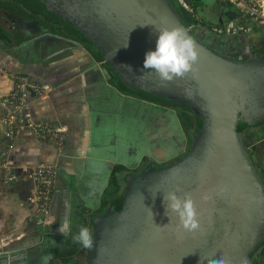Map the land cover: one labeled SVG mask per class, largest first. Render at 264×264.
<instances>
[{"label": "water", "instance_id": "1", "mask_svg": "<svg viewBox=\"0 0 264 264\" xmlns=\"http://www.w3.org/2000/svg\"><path fill=\"white\" fill-rule=\"evenodd\" d=\"M16 1L91 42L125 89L196 118L183 155L127 174L120 197L92 217L85 264H209L221 257L247 264L264 240V183L242 130L264 121V54L237 58L216 50L171 0ZM175 26L192 36L199 58L193 71L161 81L143 68L145 53L155 50L157 29ZM177 189L196 203L195 233L180 229L174 213L165 215L163 196Z\"/></svg>", "mask_w": 264, "mask_h": 264}, {"label": "crops", "instance_id": "2", "mask_svg": "<svg viewBox=\"0 0 264 264\" xmlns=\"http://www.w3.org/2000/svg\"><path fill=\"white\" fill-rule=\"evenodd\" d=\"M17 34L22 36L18 43L0 39V96L12 89L13 72L48 82L47 94L28 92L27 104L34 117L65 124L67 134L61 150L26 130L6 138L0 100V149L17 165L56 166L46 213L36 209L29 178L9 181L0 168V264L37 263L47 254L45 264L61 255L66 259L51 264H68L82 251L72 236L81 226L93 230L92 217L110 204L111 182L118 181L120 192L127 174L183 155L194 133L183 116L196 118L181 107L125 89L95 49L79 38L52 28ZM62 223L70 225L64 235L58 231Z\"/></svg>", "mask_w": 264, "mask_h": 264}, {"label": "built area", "instance_id": "3", "mask_svg": "<svg viewBox=\"0 0 264 264\" xmlns=\"http://www.w3.org/2000/svg\"><path fill=\"white\" fill-rule=\"evenodd\" d=\"M236 9V14L229 16L222 25L213 29L221 33H240L251 29L253 25H264V0H227ZM177 2L191 12L186 0ZM12 89L0 96L5 106L2 115L4 124L3 135L11 139L22 131H28L36 140L52 143L57 150L64 147L67 126L63 123H53L44 118H36L29 109L26 98L28 92L41 97L51 89L48 82L38 81L24 72L11 73ZM255 143L261 144L262 161L264 163V135ZM0 168L9 181L25 176L35 186V203L38 212H48L54 189L56 166L51 163L39 162L34 165H17L8 157L6 149H0Z\"/></svg>", "mask_w": 264, "mask_h": 264}, {"label": "clouds", "instance_id": "4", "mask_svg": "<svg viewBox=\"0 0 264 264\" xmlns=\"http://www.w3.org/2000/svg\"><path fill=\"white\" fill-rule=\"evenodd\" d=\"M157 31L158 37L155 50H149L145 53L143 68L153 70L161 81H172L193 71L199 58V52L192 36L180 26L163 27L157 29ZM127 67L131 69L130 66ZM178 191L179 189L164 194L165 215L169 216V212L174 213L178 217V227L180 229L195 233L200 229L196 203L191 193L186 192L181 196L177 194ZM153 198H155V195ZM208 198L207 195L203 197L205 200ZM58 231L64 235L66 232H70V225L62 223ZM72 238L83 248L88 249L93 246L92 230L86 226H81L78 233L73 235ZM209 264H230V262L227 257H221L210 260Z\"/></svg>", "mask_w": 264, "mask_h": 264}, {"label": "flooded vegetation", "instance_id": "5", "mask_svg": "<svg viewBox=\"0 0 264 264\" xmlns=\"http://www.w3.org/2000/svg\"><path fill=\"white\" fill-rule=\"evenodd\" d=\"M12 1L15 3L7 2L3 4L2 2H0V26H3L6 30L10 31L11 33H21V32L31 33L36 30H40L42 28H51V23L45 20L46 16L42 12H36L30 10L29 8H27V6H25L23 3L19 1L16 0H12ZM186 1L191 7V12L195 15V18L197 19L196 17L197 4L199 2L202 3L204 0H186ZM207 3L205 4L206 7L210 4L209 5L210 8H214L215 12H219V14H223L224 17L225 16L229 17L231 15L236 14V9L228 1L218 2V0H212L211 2L209 1ZM203 14L204 16H206L205 13ZM200 20L206 21V19L204 18ZM221 21L222 19L214 23H218ZM206 22H210V21L207 20ZM198 24L199 23L196 22L191 25L193 28H195ZM197 30L198 32L204 35L205 32H207V30L205 29H197ZM207 33H208L207 37L205 38L203 37V39L207 40L209 45L217 49L227 50V52L231 54H237L236 55L237 58H240L241 53H243L244 51L245 53L247 52L248 54L244 57H251V56L264 54V25L259 27L254 26L248 31L233 33V34L232 33L211 34V32H207ZM81 249H82L81 254L79 256H72L71 261L68 262V264H74L72 263V260H80L81 263H85L87 258L86 249L83 247H81ZM61 258L62 260L66 259V256L65 255H61V257L54 256L52 257V259L50 258L49 261L50 263L47 264H51L54 261L57 262ZM46 261H48V254L47 257L43 255L39 263L45 264ZM247 264H264V240L252 252L251 257Z\"/></svg>", "mask_w": 264, "mask_h": 264}, {"label": "trees", "instance_id": "6", "mask_svg": "<svg viewBox=\"0 0 264 264\" xmlns=\"http://www.w3.org/2000/svg\"><path fill=\"white\" fill-rule=\"evenodd\" d=\"M171 1L176 6L178 13L187 21V23H189V24H193L196 22L199 23L195 28L192 27V29L198 36H200L202 38L203 41H204L203 37L205 38L208 35L207 32H211V34L219 33L213 29V26L224 24L225 20H222L221 22H218V23L206 22L204 20L199 21L195 18V15L192 12H188L186 9H184L182 6H180V4L177 2V0H171ZM0 2H2L4 4L7 2L12 3L13 1L12 0H1ZM13 3H15V2H13ZM45 20L48 21L49 23H51L52 30L64 32L65 34L79 38L75 34H71L70 32L64 30L60 24L53 22L50 19L48 20L46 17H45ZM196 28L197 29H205V30H207V32H205V35H204V34L198 32V30ZM21 37L22 36H20V34L11 33L10 31L6 30L3 26H0V39L1 40L8 42V43H12V42L18 43L22 39ZM8 38H9V40H8ZM81 40L84 41L89 47L94 48L91 42L83 40V39H81ZM183 119H184V124L186 122V124L188 126L193 125L194 128H192V130L195 131L196 121L191 120V118H189V116L187 119L183 116ZM263 135H264V121L262 123L254 125V126L245 127L242 130V137H243L244 144L247 146V149H248V151L252 157L253 163L256 165L257 170H258L259 174L261 175V177L263 179V183H264V164L262 161V154H261L262 147H261L260 143H255ZM190 144H191V139H190ZM190 144H189V146H190ZM118 187H119V185H118L117 180L111 182L110 187H109V192L112 193V196L110 197V203L115 202L120 197L121 191L120 192L118 191ZM86 251L88 253V249H86ZM67 261L70 262L71 259L68 258ZM72 263H74V264H85V263H81L80 260H72Z\"/></svg>", "mask_w": 264, "mask_h": 264}, {"label": "rangeland", "instance_id": "7", "mask_svg": "<svg viewBox=\"0 0 264 264\" xmlns=\"http://www.w3.org/2000/svg\"><path fill=\"white\" fill-rule=\"evenodd\" d=\"M212 0H210V2H211ZM224 1H226V0H223V2ZM198 2V1H197ZM207 3V0H204L202 3L201 2H199L198 4H197V15L198 16H204V14L203 13H205L206 14V16H204L206 19H208V18H210V19H212L213 21H218V20H220V19H222L223 20V18H224V16H223V14H219V12H215L214 11V8H210L209 7V5L206 7V4ZM208 4V3H207ZM223 5V4H222ZM217 8H218V6H217ZM202 10H203V12H202ZM192 26V25H191ZM259 27L260 25H253L252 27ZM251 27V28H252ZM204 42L205 43H207L208 45H209V43L207 42V40H204ZM211 46V45H210ZM213 47V46H212ZM213 48H215V47H213ZM216 50H218V51H220V52H222V53H224V54H226V55H231V56H233V57H236V55L237 54H231V53H229V52H227V50H224V49H217V48H215ZM246 55H248L247 54V52L245 53V51L243 52V53H241V56H240V58L242 57H244V56H246ZM244 58H247V57H244ZM253 129V128H252ZM192 133V132H191ZM190 133V134H191ZM264 164V163H263ZM78 254H81V252H79ZM61 260H62V258H61ZM30 263V262H29ZM37 263H39V261L37 262ZM36 262H33L32 264H37ZM40 264V263H39Z\"/></svg>", "mask_w": 264, "mask_h": 264}]
</instances>
